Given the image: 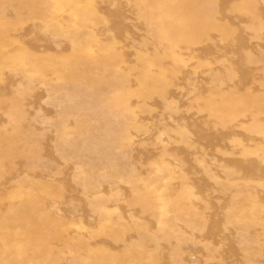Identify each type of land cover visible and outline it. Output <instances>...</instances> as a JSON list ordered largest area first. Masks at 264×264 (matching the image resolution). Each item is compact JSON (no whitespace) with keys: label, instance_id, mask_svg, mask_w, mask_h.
I'll return each instance as SVG.
<instances>
[{"label":"rangeland","instance_id":"1","mask_svg":"<svg viewBox=\"0 0 264 264\" xmlns=\"http://www.w3.org/2000/svg\"><path fill=\"white\" fill-rule=\"evenodd\" d=\"M0 264H264V0H0Z\"/></svg>","mask_w":264,"mask_h":264}]
</instances>
